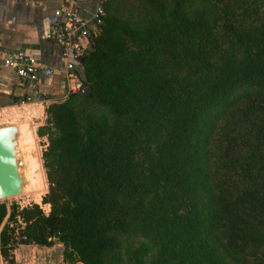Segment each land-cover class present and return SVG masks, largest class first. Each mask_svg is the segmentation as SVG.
Here are the masks:
<instances>
[{"label": "trees", "instance_id": "obj_1", "mask_svg": "<svg viewBox=\"0 0 264 264\" xmlns=\"http://www.w3.org/2000/svg\"><path fill=\"white\" fill-rule=\"evenodd\" d=\"M206 1L212 23L179 11V26H148L145 44L115 62L102 54L116 24L109 12L82 60L90 92L49 104L38 127L48 141L49 212L0 201L4 260L14 263L19 244L57 239L61 264H116L111 232L130 225L153 234L159 259L176 264H216L222 253L246 261L251 242L264 247V29L250 43L254 31L240 18L250 17L249 1L236 13L229 0ZM161 32L170 43L155 52L168 51L182 75L160 77L145 58ZM124 99L136 103V122ZM90 108L107 110L113 124Z\"/></svg>", "mask_w": 264, "mask_h": 264}, {"label": "rangeland", "instance_id": "obj_2", "mask_svg": "<svg viewBox=\"0 0 264 264\" xmlns=\"http://www.w3.org/2000/svg\"><path fill=\"white\" fill-rule=\"evenodd\" d=\"M244 1L250 2V17L245 18L246 14L243 12L240 18L243 20L244 25L250 23V29L251 31H254V35L250 37V43H255L256 39H258L255 34H259V32H257L258 26L262 25L260 30L264 29V0ZM244 1L229 0L227 2L229 3V9L231 11L234 10L236 13L239 12L240 9L238 8L245 3ZM241 8H243V6ZM104 9V20L97 31V36L101 34L106 23V18L108 17L109 12H111L116 18L115 28L112 33L113 39L109 41V44L103 49L102 54L104 55L105 60H111L113 62L116 61V56H119L121 53L133 54L135 50H138L140 46L145 44L144 42H146L148 38V26L160 25L163 30L179 26L181 24V19H178L177 16H175L179 11L191 14L194 12H201V16L199 15V17H203L208 23H212L215 17L213 16V8H211V5H209L206 0H105ZM254 9L257 10L253 11ZM196 18H198V15H195V20H197ZM161 34L163 33H157L154 39L151 38L153 41L152 45H154L152 46L153 49L151 48L153 54L151 51L146 52V50L149 51L151 46V44H148L150 42L146 43L144 53L146 54L145 58L151 60V63H154V72L159 74L160 77L163 76V78L169 79L176 75H182L183 71H181V68L177 71L174 70L177 65H175L170 58L168 51L155 52V49L164 46L166 43H170V39L166 36L162 37ZM223 42H225V40H223ZM81 81L82 84L85 85L84 69ZM67 96L63 95L56 98V102L65 100ZM137 96L141 100V95L138 94ZM120 103L129 122H136L139 120V111L134 108L136 104L135 102H130L124 99ZM102 109L103 108L93 109L90 113L92 112L94 118H98V122H102L104 125L109 126L113 124V115L107 110ZM32 114L33 112L31 108L16 109L10 112L0 111V127L13 125L11 122H8L10 120H22L21 123L14 125H22L25 123L36 128L33 126L35 124L28 120ZM219 121L220 120H218V122ZM44 123L45 119L42 124L37 126L35 134L41 154V160L42 152L46 148L48 141L46 136H39L37 131L38 127ZM47 191L48 182L47 187L43 192H33L28 195L17 194L5 199H0V201H4L8 208H10L12 204L23 207L32 202H37L44 213L47 214L49 212V205L42 203V197ZM6 222L7 217L4 219L2 225ZM111 234L114 240V246L112 247L113 249L111 250L109 257H111L116 264H176L170 261L164 262L159 259L158 247L154 235L146 233L139 225L121 227L112 231ZM63 250V245L57 239H54L50 246L19 244L13 251L14 263H10L8 259L4 260L1 257L0 264H61L64 262ZM248 251L250 257L246 261L236 260L230 256H224L222 253L220 255V260L216 262V264H264V247L261 244L251 242Z\"/></svg>", "mask_w": 264, "mask_h": 264}, {"label": "crops", "instance_id": "obj_3", "mask_svg": "<svg viewBox=\"0 0 264 264\" xmlns=\"http://www.w3.org/2000/svg\"><path fill=\"white\" fill-rule=\"evenodd\" d=\"M99 0H0V58L9 51L28 47L45 66L41 75V88L49 98L46 103H21L22 88L16 74L9 68L0 67V111L10 112L31 108L28 118L34 127L45 119V107L63 96L64 63L59 47L45 41L42 36L54 21V10L62 5L75 4L83 17L90 20ZM83 75V67L81 71ZM19 124L22 120H10ZM25 124V123H24ZM23 125V124H22ZM36 128L34 132L36 134ZM1 259V256H0Z\"/></svg>", "mask_w": 264, "mask_h": 264}, {"label": "built area", "instance_id": "obj_4", "mask_svg": "<svg viewBox=\"0 0 264 264\" xmlns=\"http://www.w3.org/2000/svg\"><path fill=\"white\" fill-rule=\"evenodd\" d=\"M104 1L99 0L90 20L83 17L75 4L62 5L54 10V21L45 30L42 38L61 50L64 63L62 95L79 92L83 84L82 60L93 48L97 31L105 16ZM0 67L11 69L22 88L21 103H46L47 95L41 88V75L45 66L28 47L9 51L0 58Z\"/></svg>", "mask_w": 264, "mask_h": 264}, {"label": "bare ground", "instance_id": "obj_5", "mask_svg": "<svg viewBox=\"0 0 264 264\" xmlns=\"http://www.w3.org/2000/svg\"><path fill=\"white\" fill-rule=\"evenodd\" d=\"M13 126H15L14 154L22 187L20 194L43 192L47 187V178L36 141L35 128L28 124Z\"/></svg>", "mask_w": 264, "mask_h": 264}, {"label": "water", "instance_id": "obj_6", "mask_svg": "<svg viewBox=\"0 0 264 264\" xmlns=\"http://www.w3.org/2000/svg\"><path fill=\"white\" fill-rule=\"evenodd\" d=\"M90 84H85L80 89L81 94H88ZM15 126L0 127V199H5L22 191L14 154Z\"/></svg>", "mask_w": 264, "mask_h": 264}]
</instances>
